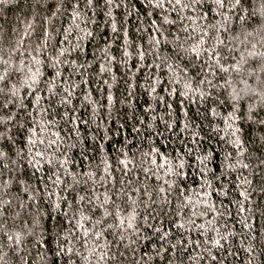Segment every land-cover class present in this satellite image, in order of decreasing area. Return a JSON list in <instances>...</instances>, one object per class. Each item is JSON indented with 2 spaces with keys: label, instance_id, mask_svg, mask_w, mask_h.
Returning a JSON list of instances; mask_svg holds the SVG:
<instances>
[{
  "label": "trees",
  "instance_id": "16d2710c",
  "mask_svg": "<svg viewBox=\"0 0 264 264\" xmlns=\"http://www.w3.org/2000/svg\"><path fill=\"white\" fill-rule=\"evenodd\" d=\"M0 264H264V0H0Z\"/></svg>",
  "mask_w": 264,
  "mask_h": 264
},
{
  "label": "snow or ice",
  "instance_id": "6c2138e0",
  "mask_svg": "<svg viewBox=\"0 0 264 264\" xmlns=\"http://www.w3.org/2000/svg\"><path fill=\"white\" fill-rule=\"evenodd\" d=\"M179 2V0H178ZM237 3H239V0H236ZM217 3H221V0H217Z\"/></svg>",
  "mask_w": 264,
  "mask_h": 264
}]
</instances>
